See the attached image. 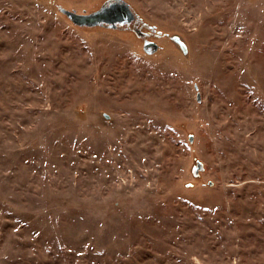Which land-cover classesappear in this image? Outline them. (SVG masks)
Returning a JSON list of instances; mask_svg holds the SVG:
<instances>
[{
  "label": "rangeland",
  "instance_id": "1",
  "mask_svg": "<svg viewBox=\"0 0 264 264\" xmlns=\"http://www.w3.org/2000/svg\"><path fill=\"white\" fill-rule=\"evenodd\" d=\"M104 1L0 0V264H264V0Z\"/></svg>",
  "mask_w": 264,
  "mask_h": 264
},
{
  "label": "water",
  "instance_id": "2",
  "mask_svg": "<svg viewBox=\"0 0 264 264\" xmlns=\"http://www.w3.org/2000/svg\"><path fill=\"white\" fill-rule=\"evenodd\" d=\"M59 10L74 24L78 26L86 27H106L110 29L122 28L130 25L135 19H138L137 13L125 0H106L96 10L85 14H78L75 11H70L64 8ZM154 27V34L152 39L143 40L142 50L147 55H153L163 49L156 39H163L169 45V47L178 52L185 60L190 58L189 43L186 36L182 32L178 31H165L157 28L155 25L147 23ZM199 94L197 93V100H199ZM83 113V111H82ZM106 117L108 115L104 114ZM189 145L194 144V133H188ZM203 171V164L201 161L196 160L191 168V174L194 177H199ZM208 186H213L214 182L207 181Z\"/></svg>",
  "mask_w": 264,
  "mask_h": 264
},
{
  "label": "flooded vegetation",
  "instance_id": "3",
  "mask_svg": "<svg viewBox=\"0 0 264 264\" xmlns=\"http://www.w3.org/2000/svg\"><path fill=\"white\" fill-rule=\"evenodd\" d=\"M123 28L133 31V33L141 41V44L143 40H154L152 39V35L154 34V27L147 24V22L143 21L139 16L138 19H135L130 25ZM161 40L163 39H156L157 42Z\"/></svg>",
  "mask_w": 264,
  "mask_h": 264
},
{
  "label": "trees",
  "instance_id": "4",
  "mask_svg": "<svg viewBox=\"0 0 264 264\" xmlns=\"http://www.w3.org/2000/svg\"><path fill=\"white\" fill-rule=\"evenodd\" d=\"M56 8H57V10H58L61 14H63V13L59 10V8H64L63 6H61V5H57ZM64 9H66V8H64ZM95 27H97V28H106V27H99V26H95ZM95 27H91V28H95ZM108 29H110V28H108ZM115 29H117V28H115Z\"/></svg>",
  "mask_w": 264,
  "mask_h": 264
}]
</instances>
